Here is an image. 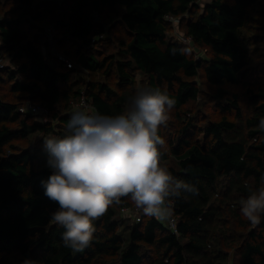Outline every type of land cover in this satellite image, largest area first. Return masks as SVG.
<instances>
[{
  "label": "trees",
  "instance_id": "obj_1",
  "mask_svg": "<svg viewBox=\"0 0 264 264\" xmlns=\"http://www.w3.org/2000/svg\"><path fill=\"white\" fill-rule=\"evenodd\" d=\"M264 0H212L197 14L195 0H14L17 17L0 21V46L13 52L20 63L19 72L29 83L16 80L14 88L31 94L48 110V115L67 130L73 110L56 112L61 100H69L70 91L60 83L68 82L70 72L48 63L37 47V35L30 37L24 22L39 24L55 18V26L63 37L89 47L104 28L95 20L106 9L122 7V21L130 39L124 43L129 60H117L115 66L122 84H131L128 71L132 63L148 78V87L166 90L175 100V137L170 138L162 152L161 164L171 157L176 167L168 170L178 179L194 185L198 194L182 193L174 198L172 216L177 219L178 233H172L157 218L142 215L130 229L125 245L114 220L113 204L97 219L91 243L79 254L64 246L65 229L51 221L58 205L44 195L41 181L52 170L39 168L35 155L28 149L6 154L4 145L14 137H27L34 132L51 133L54 125L32 120V114L0 97V264H99L101 257H115L118 264H142L145 248L155 253L149 264H227L228 253L215 236L220 211L217 201L220 181L225 180L224 197L236 195L240 201L250 192L248 187H264V130L259 123L264 118V89L249 91L247 100L251 113L243 116L233 94L228 106L235 119L226 116L206 124L193 117L180 116V110L199 93L194 77L201 69L214 85L238 84L248 76L251 42L244 34L252 6ZM188 14L186 35L197 45L207 48L211 56L203 64L180 50L186 48L166 36V15ZM35 26V25H34ZM175 52V54H173ZM77 61L86 69L107 72L113 64L79 54ZM62 61L59 60V63ZM72 66V63H70ZM66 65H64L65 67ZM12 76V75H11ZM2 74L0 72V84ZM87 101L93 111L102 115H118L133 97L131 93L116 94L106 85L90 81ZM79 90L73 94L77 96ZM31 119V120H30ZM7 122H17L10 127ZM68 132L60 131L58 138ZM158 134L164 138L161 127ZM214 194H217L214 197ZM241 264H264V214L261 222L249 229L236 248Z\"/></svg>",
  "mask_w": 264,
  "mask_h": 264
},
{
  "label": "rangeland",
  "instance_id": "obj_2",
  "mask_svg": "<svg viewBox=\"0 0 264 264\" xmlns=\"http://www.w3.org/2000/svg\"><path fill=\"white\" fill-rule=\"evenodd\" d=\"M45 0H35V3ZM53 1L57 5H64V0H47ZM212 0H195L196 13H201L205 6ZM14 0H0V21L17 17L14 9ZM189 18L188 14L180 16H170L166 20V36L168 39L177 41L184 45L189 51L188 55L194 59H200L203 64L211 56L210 51L200 45L195 44L190 37L186 35L185 24ZM95 20L104 28L103 33L96 37L89 47H83L81 44L74 40H68L62 36L60 30L55 26V18H47L41 23L32 25L30 21H26L23 27L27 29L31 38L37 35L39 41L36 43L37 47L42 51L45 60L53 64L57 69L70 72L68 82L60 83L62 88H68L70 91V99L61 100L58 104L56 112L62 114L66 108L68 110L76 111L87 110L92 112L91 106L85 107L90 104L89 101L86 105H80V98L87 97L86 89L90 81L99 82L109 87L116 94L124 92L131 93L134 96L141 88L148 87V78L132 63L128 69L132 78L134 79L131 84H122L115 62L117 60H129L130 57L126 55L125 44L130 39V33L126 25L122 21V7L116 6L114 9H106L104 13L97 14ZM244 34L251 42L249 63L247 65L248 76L243 78L238 84L222 83L220 85L211 84L205 77L201 69L198 70L194 77L188 78L196 83L199 88V93L195 99L189 100L184 104L180 110V116L193 117L201 124H206L209 121L217 120L222 116L230 119H235L234 110L229 109L230 100L233 94L236 95L237 103L241 109L243 116H248L251 113V105L247 100L248 90L256 91L258 88L264 89V3L260 1L250 8L249 21L244 28ZM1 43V42H0ZM79 54L87 57L93 55L97 59H104L107 62L113 59V64L109 70L105 69L90 71L84 68L78 61ZM60 56H64L66 61L72 63L68 66L67 62L62 61L59 63ZM25 59L18 60L13 52L2 49L0 46V72L2 74V81L0 84V97L14 103L19 111L21 108L27 107L33 102H38L31 94L24 90H17L14 88V83L19 80L23 83H29L26 74L19 72L20 63ZM61 61V60H60ZM64 65H66L64 67ZM12 75V76H11ZM79 90L77 96H73ZM87 100V99H86ZM129 102L125 104L124 112L127 110ZM90 108V109H89ZM175 109L169 113V120L166 125L160 127L164 131V139L166 141L164 147L167 148V143L170 138L175 137L176 126ZM32 120L38 122H49L54 125L51 133L34 132L27 137H14L8 141L3 149L6 154L17 152L22 149L30 150L36 159V164L39 168L46 167L48 161V154L44 149L43 140L47 137H57L60 131L68 132L59 121L50 115H34L31 116ZM30 119V120H31ZM10 127H17V122H7ZM166 168L169 166L176 167L175 160L171 157L164 163ZM225 180L220 181L217 194L214 197L217 201L214 204L220 211V218L218 220V230L215 236L219 242L220 247L227 251L228 261L227 264H241L240 257L237 253V246L240 244L245 234L254 227L248 222L240 212V200L236 195L231 198H226L222 194L225 190ZM127 204L122 207H114V220L118 223L119 234L122 237L124 244L129 242L130 229L139 221L136 217H142L143 212L141 209L136 208L130 198H125ZM125 207V211L122 208ZM98 219V218H97ZM97 219L93 221L97 222ZM164 225L167 224V219H158ZM146 254L142 264H149L154 257V251L151 248H145ZM81 251H74L75 255ZM99 264H118L115 257H101Z\"/></svg>",
  "mask_w": 264,
  "mask_h": 264
},
{
  "label": "clouds",
  "instance_id": "obj_3",
  "mask_svg": "<svg viewBox=\"0 0 264 264\" xmlns=\"http://www.w3.org/2000/svg\"><path fill=\"white\" fill-rule=\"evenodd\" d=\"M174 105L166 90L141 88L122 114L77 109L67 124L68 134L44 138L52 174L41 183L44 195L58 205L51 221L65 229V247L73 251L88 247L93 221L122 198H130L144 215L163 220L171 217L174 198L198 194L194 185L161 164L160 149L166 141L158 129L166 125ZM259 128L264 130V118ZM246 187L250 195L240 201V212L256 226L264 214V187Z\"/></svg>",
  "mask_w": 264,
  "mask_h": 264
},
{
  "label": "built area",
  "instance_id": "obj_4",
  "mask_svg": "<svg viewBox=\"0 0 264 264\" xmlns=\"http://www.w3.org/2000/svg\"><path fill=\"white\" fill-rule=\"evenodd\" d=\"M170 16H171V15H166L165 18L168 19ZM58 58H59L61 61H65V62H67V61H66V58H65L64 56H60V57H58ZM67 65L71 67V64H70L69 62H67ZM86 103H88L87 100H86V98L82 96V97L80 98V105H81V106H84V105H86ZM88 106H90V104L86 105L85 107H88ZM89 109H90V108H89ZM20 112H22V113L27 112V113L32 114V115H38V114H39V115H48V110H47L44 106H42V105H40V104H36V103H32V104H29V105H28L27 107H25V108H21V109H20ZM125 209H126L125 207L122 208L123 211H125ZM136 220H137V221H140V217L137 216V217H136ZM166 227H167L172 233L177 234L178 231H177V219H176V217H174V216L171 215V217L167 219Z\"/></svg>",
  "mask_w": 264,
  "mask_h": 264
}]
</instances>
